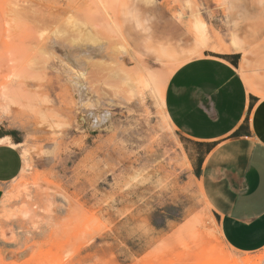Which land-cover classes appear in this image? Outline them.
<instances>
[{
	"label": "rangeland",
	"instance_id": "1",
	"mask_svg": "<svg viewBox=\"0 0 264 264\" xmlns=\"http://www.w3.org/2000/svg\"><path fill=\"white\" fill-rule=\"evenodd\" d=\"M263 42L264 0H0V115L24 158L0 264H264L225 243L164 110L214 48L264 83Z\"/></svg>",
	"mask_w": 264,
	"mask_h": 264
},
{
	"label": "crops",
	"instance_id": "2",
	"mask_svg": "<svg viewBox=\"0 0 264 264\" xmlns=\"http://www.w3.org/2000/svg\"><path fill=\"white\" fill-rule=\"evenodd\" d=\"M256 58L248 54L249 62ZM243 62L241 52L229 50L183 64L166 83L164 110L225 243L252 253L264 248V83L244 75ZM23 166L0 115V202Z\"/></svg>",
	"mask_w": 264,
	"mask_h": 264
},
{
	"label": "bare ground",
	"instance_id": "3",
	"mask_svg": "<svg viewBox=\"0 0 264 264\" xmlns=\"http://www.w3.org/2000/svg\"><path fill=\"white\" fill-rule=\"evenodd\" d=\"M196 25H197V27H198V29L200 30V32H202V31H206V27H205V24L202 22V21H197L196 22ZM201 35V34H200ZM235 39V38H234ZM201 40H202V42H204V40H203V38H201ZM234 43L235 44H237V40H234ZM213 50H215V51H217V52H219L220 51V49L218 48V49H213ZM221 52V51H220ZM159 97V96H158ZM163 102V101H162ZM162 105V104H161ZM207 200V199H206Z\"/></svg>",
	"mask_w": 264,
	"mask_h": 264
}]
</instances>
